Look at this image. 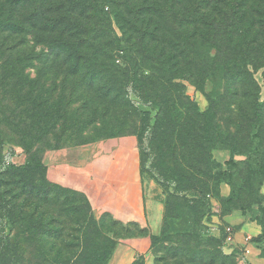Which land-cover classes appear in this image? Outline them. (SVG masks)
I'll use <instances>...</instances> for the list:
<instances>
[{
	"label": "trees",
	"instance_id": "trees-1",
	"mask_svg": "<svg viewBox=\"0 0 264 264\" xmlns=\"http://www.w3.org/2000/svg\"><path fill=\"white\" fill-rule=\"evenodd\" d=\"M0 31L32 32L38 42L59 47L35 78L26 73L27 61L39 58L33 52L11 67L0 65V93L17 82L29 85L12 125L27 159L17 163L15 149L8 157L0 147V264H108L118 239L148 234L109 214L97 219L86 195L47 178L46 150L93 142L61 144L49 134H80L100 120L103 127L132 125L101 139L136 135L144 176L165 188L174 180L199 195L192 205L169 194L163 235L170 233L165 240L173 245L157 248L161 237L151 234L153 264H235L223 251L229 223L223 220L219 235L212 234L206 196L220 198L227 209L236 205L234 155L247 152L242 140L264 134V101L254 77L264 69V0H0ZM211 78L224 82L227 95L202 112L185 81L202 86ZM227 101V114L238 116L227 119L234 130L219 120ZM217 150L232 152L225 170L214 158ZM248 154L243 163L250 172L257 164L264 168L256 150ZM262 182L254 203H262ZM224 183L231 186L228 196L221 192ZM254 213L246 218L263 224ZM192 217L191 226L172 231L173 220ZM262 239L259 234L252 241ZM138 261L146 264L143 258L133 264Z\"/></svg>",
	"mask_w": 264,
	"mask_h": 264
},
{
	"label": "crops",
	"instance_id": "crops-1",
	"mask_svg": "<svg viewBox=\"0 0 264 264\" xmlns=\"http://www.w3.org/2000/svg\"><path fill=\"white\" fill-rule=\"evenodd\" d=\"M42 160L47 178L86 195L97 219L109 214L124 224L136 223L148 231V234L118 239L108 264H133L140 258L146 264L154 263L151 234L160 227L165 206L158 184L142 174L136 135L49 149L43 153ZM221 192L228 196L229 185L222 184ZM233 215L223 219L236 229L234 242L227 243L225 248L244 249L248 262L264 264L260 248L252 241L261 233L260 225L239 215L235 221H229ZM223 220L214 218L219 224ZM247 235L252 236L250 242L245 241Z\"/></svg>",
	"mask_w": 264,
	"mask_h": 264
},
{
	"label": "rangeland",
	"instance_id": "rangeland-1",
	"mask_svg": "<svg viewBox=\"0 0 264 264\" xmlns=\"http://www.w3.org/2000/svg\"><path fill=\"white\" fill-rule=\"evenodd\" d=\"M117 31L120 33V36H122V33L120 32V29L118 27ZM44 41L45 39L43 38V42H38L36 34H33L32 32L15 34L13 33V31H0V65H6L7 67H11V65L16 62L17 58L23 56L30 57V52H33V54L35 56H38L39 58H33L27 61L28 66L26 68V73H29L33 78L37 77L38 72L43 69L42 66L46 64L49 60H52L54 56L58 55L57 53L59 50L58 44H55L54 42ZM17 67L19 66L16 65V68ZM48 70L53 72L50 69ZM254 77L261 86L260 95L261 100L264 101V69H261L257 73H255ZM51 80L52 78L47 76L45 78H42V81L45 82L47 86L52 83ZM58 81L60 80L58 79ZM185 85L187 94L193 99L196 107L202 112L208 110L213 98H219L223 94L227 95L224 89V82H222V80L221 82L216 81L214 78L209 79L206 84L202 86H196L192 81H185ZM28 90L29 85H22L21 83L17 82L13 86H9L7 90H4L0 93V147L4 149L5 154H8V157L10 156L9 154L11 153V150L15 149L17 151V155L15 156L14 160H16L17 163L25 162V160L27 159V153H25L23 149L24 146L21 141L20 133L17 129L15 130L12 125L13 119H15V111H18V104H21V99ZM61 92L62 90L60 87L59 89H57L55 95L58 96ZM228 101H231V99H228ZM227 105L228 106L222 107L223 109L220 110L222 112V115L219 117V120L223 127H230L232 130H234V124L228 125L229 121L227 119H229V115H231L237 120L238 116H236L235 113L227 114L229 103ZM139 107L143 110H150L153 115L157 113V109L154 107L147 105H141ZM90 113L91 112L88 110L85 115H90ZM5 114L10 116L9 119L4 117ZM103 126L104 125H102V121L100 120L97 124H93L85 128L84 131L80 134H66L64 136H61L60 139L58 135L60 131L59 129H57L52 131L49 136H56V143L58 142L61 144H76L80 142L96 141L98 139L111 136L113 134H122L126 130L132 128V125L125 127L124 124H121L120 126L118 121H112L111 123H108V126ZM250 134H253V132H251ZM258 138L259 139L252 140L250 137V139L242 140L240 147L242 151L247 152H240L234 155L235 159L239 163V166L233 169L231 172V178L233 180L234 186L232 189V195H234V201L236 205L232 206L231 209H227L220 198L213 196L211 199H209L206 196V199L210 201L209 208L211 210L210 212L213 215L211 217V226L208 224L207 225L211 229L212 234L219 235V232L217 231L219 223L215 222L214 218L215 216H218L220 219L223 220V217L225 216V209H227V211H230L231 214H234L229 221H235L237 218H239L236 217L238 215L244 218L245 220H248L246 218V214L249 215H247V217H250V213L255 211L256 213H254L253 215L255 216L257 214L260 221L263 223L260 225V235L263 234V239L259 241L258 244H255H257L256 246L260 248V250L264 251V212L262 211V208H264V168L260 169L259 165L257 164L254 166L255 169H252L250 172V170L245 166L246 164L243 163V161H245L246 159L248 160V158H250L248 151L252 149L253 152L254 150L257 151L259 155L258 157L264 164V156L262 158L260 157L264 151V134L262 136H259ZM45 145L46 144H44V146ZM7 158H5V162ZM214 158L221 165V169L225 170L227 168V165L225 163L232 158V152L230 150H217L214 154ZM5 162L4 164L6 165ZM260 181H263L262 186L260 188V193L263 196V198L260 197L262 203H254L253 201L256 198V190L259 186ZM158 186L164 199V206H166L169 200V194H175L177 197L180 198H188L190 201H193L191 203L192 205L196 204L194 200L199 199L198 194L192 191L184 190L181 186H178V184L174 180H171L167 188L163 187L161 184H158ZM211 193L214 194L213 191H211ZM163 221L164 218L161 222L160 227L154 233L155 235H160L159 237H161V241H158L159 243L157 244V248L165 247V245H173L171 242L165 240V238L171 234L167 232L168 234H165V236L163 235ZM193 222L195 223L194 217L189 219H175L171 222L170 227L172 231H175L176 229H185L191 226V223ZM226 244L227 243L223 244V251L225 254L232 255L235 257L233 260L235 264H248V260L244 254V249H236L234 251H230L225 248ZM30 248H32V246H30ZM153 253L156 256L157 249L153 251ZM143 263L141 261H138L137 264Z\"/></svg>",
	"mask_w": 264,
	"mask_h": 264
},
{
	"label": "built area",
	"instance_id": "built-area-1",
	"mask_svg": "<svg viewBox=\"0 0 264 264\" xmlns=\"http://www.w3.org/2000/svg\"><path fill=\"white\" fill-rule=\"evenodd\" d=\"M225 233H226V243H233L236 235V229L234 225L228 224L225 226ZM252 240V236L247 235L245 237L246 242H250Z\"/></svg>",
	"mask_w": 264,
	"mask_h": 264
}]
</instances>
